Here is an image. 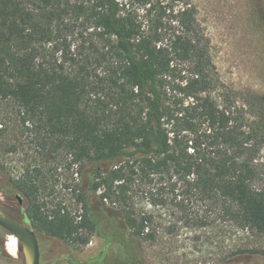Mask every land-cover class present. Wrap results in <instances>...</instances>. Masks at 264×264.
I'll list each match as a JSON object with an SVG mask.
<instances>
[{
    "label": "trees",
    "instance_id": "1",
    "mask_svg": "<svg viewBox=\"0 0 264 264\" xmlns=\"http://www.w3.org/2000/svg\"><path fill=\"white\" fill-rule=\"evenodd\" d=\"M197 15L190 0H0V147L91 167L80 215L39 203L38 166L0 189L38 237L80 252L98 235L107 262L146 264L159 230L140 193L188 227L264 237V98L221 82Z\"/></svg>",
    "mask_w": 264,
    "mask_h": 264
},
{
    "label": "rangeland",
    "instance_id": "2",
    "mask_svg": "<svg viewBox=\"0 0 264 264\" xmlns=\"http://www.w3.org/2000/svg\"><path fill=\"white\" fill-rule=\"evenodd\" d=\"M190 1L197 8L200 27L210 41L221 82L239 93L264 98V0ZM10 106L14 111L10 116L12 127L19 118L17 106ZM13 145L11 140H7L0 147V189H6L10 179L20 178L28 167L38 166L41 168L36 179L40 189L39 203L46 204L47 209L63 204L74 214H82V205L72 191L74 188L85 189L91 167L70 166L66 152L52 160L36 157L33 148L23 147L22 143L18 153H11L9 150ZM260 160L264 164V149ZM136 203L141 212L154 215V226L159 230L158 241L154 245L143 246L146 264H264L263 253L245 252L251 249L264 252V237L224 222L206 229L188 227L180 215L151 206L141 193L136 196ZM26 204L28 202L23 200V205ZM0 208L24 222L15 196L0 192ZM171 225L176 227L174 235L168 232ZM39 241L40 264H111L107 261L114 252L106 253L105 240L98 235H94L80 252L45 236H39ZM6 243L7 236L0 235V264H26L23 250L19 248L15 255H11Z\"/></svg>",
    "mask_w": 264,
    "mask_h": 264
},
{
    "label": "water",
    "instance_id": "3",
    "mask_svg": "<svg viewBox=\"0 0 264 264\" xmlns=\"http://www.w3.org/2000/svg\"><path fill=\"white\" fill-rule=\"evenodd\" d=\"M19 205H23V199L16 196ZM0 227L7 235L14 236L19 243L20 249L27 251L31 264H40L41 248L39 237L34 229L24 222L18 221L10 215L4 213L0 208ZM26 261V259H25Z\"/></svg>",
    "mask_w": 264,
    "mask_h": 264
},
{
    "label": "bare ground",
    "instance_id": "4",
    "mask_svg": "<svg viewBox=\"0 0 264 264\" xmlns=\"http://www.w3.org/2000/svg\"><path fill=\"white\" fill-rule=\"evenodd\" d=\"M6 248H7L8 253H10L11 255H15L19 251V248H20L18 240L14 236L7 235ZM23 253L26 259V264H31L30 257L27 251L23 250Z\"/></svg>",
    "mask_w": 264,
    "mask_h": 264
},
{
    "label": "flooded vegetation",
    "instance_id": "5",
    "mask_svg": "<svg viewBox=\"0 0 264 264\" xmlns=\"http://www.w3.org/2000/svg\"><path fill=\"white\" fill-rule=\"evenodd\" d=\"M23 206V205H22ZM22 206H20V207H22Z\"/></svg>",
    "mask_w": 264,
    "mask_h": 264
}]
</instances>
